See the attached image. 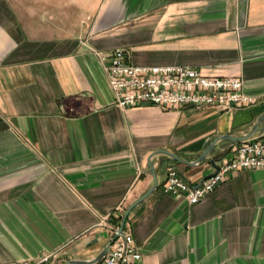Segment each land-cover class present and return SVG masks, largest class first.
Here are the masks:
<instances>
[{
	"label": "crops",
	"instance_id": "crops-1",
	"mask_svg": "<svg viewBox=\"0 0 264 264\" xmlns=\"http://www.w3.org/2000/svg\"><path fill=\"white\" fill-rule=\"evenodd\" d=\"M49 3L0 0V264H93L153 185L157 150L185 161L158 156L160 186L127 215L138 264H264V168L231 172L195 204L163 190L169 167L194 186L215 173L194 162L264 113V0H101L78 18ZM116 49L240 77L255 102L122 108L102 59ZM240 142L213 148L219 166Z\"/></svg>",
	"mask_w": 264,
	"mask_h": 264
},
{
	"label": "built area",
	"instance_id": "built-area-1",
	"mask_svg": "<svg viewBox=\"0 0 264 264\" xmlns=\"http://www.w3.org/2000/svg\"><path fill=\"white\" fill-rule=\"evenodd\" d=\"M99 55L102 54L99 52ZM108 81L116 103L122 108L156 105L163 108L192 106L197 110L209 107H246L255 98L244 91V81L235 76H208L201 70L184 65H137L131 52L116 49L102 55ZM243 168H264V137L234 145L218 170L200 184H190L175 167H169L163 190L176 197H185L191 204L199 202L220 185L233 171ZM119 226L115 228V233ZM133 234L123 230L101 261L93 264H138L142 260ZM15 264H57L53 254L36 261Z\"/></svg>",
	"mask_w": 264,
	"mask_h": 264
},
{
	"label": "water",
	"instance_id": "water-1",
	"mask_svg": "<svg viewBox=\"0 0 264 264\" xmlns=\"http://www.w3.org/2000/svg\"><path fill=\"white\" fill-rule=\"evenodd\" d=\"M264 122V113L258 118V120L255 122V124L253 125V127L245 134H242V135H239V136H235L233 134H223V135H220L218 137H216L208 146L207 148L205 149V151L200 155V157L197 159L196 162H194L195 165H199L201 164L203 161H205L206 159H210V162L211 164L216 167V169L218 170L219 168V165H218V162L220 161L221 159V155L220 154H214V155H211V152L213 150V148L221 141L225 140V139H233V140H238V141H250V142H253L254 141V135L259 132V131H262L264 130V128L262 127V123ZM160 155H168L170 156L171 158H174L176 160H179L181 162H184L185 160L167 150H157L155 152L152 153V155L150 156V160H149V164H150V169H151V172L154 176V183L153 185L147 190V192L145 194H143L140 198H138V200H136L126 211L124 217H123V220H122V223L118 229V231L116 232L111 244L115 241V239L118 237V235L120 233L123 232L124 230V225H125V222H126V218H127V215L129 213V211L136 205L138 204L139 202L143 201L145 198H147L155 188H157L158 186H160V183H161V179H160V176L159 174L156 172V167H155V164H156V159L158 156ZM211 176V175H209ZM207 176V177H209ZM110 244V245H111ZM110 245L105 249V251L100 255L98 256L96 259L92 260L91 262L89 263H96L97 261H99L103 255L107 252L108 248L110 247Z\"/></svg>",
	"mask_w": 264,
	"mask_h": 264
},
{
	"label": "rangeland",
	"instance_id": "rangeland-1",
	"mask_svg": "<svg viewBox=\"0 0 264 264\" xmlns=\"http://www.w3.org/2000/svg\"><path fill=\"white\" fill-rule=\"evenodd\" d=\"M21 5H37L45 6L46 4L49 5L50 1L53 3L57 2V6L60 10V17H66L67 11L66 8H69V15L71 14V8L74 9L73 14L75 18L81 17L85 14L92 15L101 0H17Z\"/></svg>",
	"mask_w": 264,
	"mask_h": 264
}]
</instances>
